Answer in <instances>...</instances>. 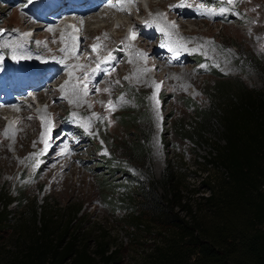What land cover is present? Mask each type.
I'll list each match as a JSON object with an SVG mask.
<instances>
[{
  "label": "rangeland",
  "instance_id": "rangeland-1",
  "mask_svg": "<svg viewBox=\"0 0 264 264\" xmlns=\"http://www.w3.org/2000/svg\"><path fill=\"white\" fill-rule=\"evenodd\" d=\"M152 1L154 3L150 5V0H135V2L130 3V7L126 8L128 11L117 9L108 18L113 21L111 22L112 25L102 28V31L106 33L115 34L116 25L126 22L127 24H124L123 29L129 39L132 42L136 39L140 40L142 52L148 49L146 62L157 77V80L152 81L148 86L128 78L120 79L116 73H112L114 66L121 63L123 55L127 53L120 40H113L111 47L108 46L110 49L107 47L103 49H108L107 58L92 57L99 54V44L92 40L93 37L87 39L83 28L74 23L75 17L79 14L77 11L84 9L82 5L84 0H81L77 5L74 4L75 1L69 2L67 0H0V30H4L0 31V43L6 37L11 36L14 29H18L16 33L21 36L33 37L31 39L37 43L38 38L45 39L43 34H46L49 28V26L39 25L40 23L51 21V26L53 25L54 28L61 31L65 20L70 25V31L75 37L74 49L78 61L91 63L93 74L90 79L93 82V94L101 101L104 97L99 92L101 86L112 82L117 83L115 91L119 95L118 103L115 109L110 111L107 123L103 120L99 122L90 119L87 115L82 116L83 118L75 116L81 120L80 123L76 124V132L67 130L65 127L72 125L73 123L70 122L74 118L73 112L67 106L59 108L60 116L48 122V133L57 122L64 123L56 137L63 136L67 130L69 136L72 137H69L70 142L77 148L73 155L78 158L74 159L72 167L64 171L68 177L71 176V183L59 182L58 185L51 186L48 180H40L35 175L36 171L39 170V165H44L51 156L45 158L30 152L32 154L30 158L28 156L23 158L11 149V155L17 163V167L12 171L9 161L0 154V184L3 185L8 198L14 199L11 202V207H16L17 200L23 195L30 200L34 198L39 202L45 200L56 208H65L63 210L64 218L74 217L72 226L81 225L86 234L91 232L88 239L90 247L97 246L98 234L107 235V242L100 248L111 246V249L118 253L120 261L114 264L142 261L152 241V237L148 233H144V230L136 228L132 230L133 228L128 227L132 215L129 208L130 198L133 195V190L136 189V183L139 181L153 183L155 178L160 177L167 168L172 166L179 177L181 194L193 201L194 198L208 192L206 183L202 181L213 170L211 163L207 162L210 157L209 146L203 142L197 143L194 139L185 136L184 132L176 129V125L181 121H190L194 113V105H207L209 103L206 90L212 83L215 73L240 78L255 87H264V15L259 20L260 22L258 21V29L255 33H250V30H247L244 34L241 27L251 24L249 22L251 20L250 15L238 11L236 8H231V11L228 12L225 0H193L199 8L207 9L204 13L215 12L217 14L216 12H218L217 20L213 23L214 26L217 25L216 23H226L232 18L236 21L234 25L227 26L228 31L220 33L216 40L210 38V49L216 54V57L212 56L205 47L202 50L186 49L190 51L187 60L174 62L173 58L164 56L168 55L166 53L169 50L164 45L168 43L167 39L165 40L166 43L160 44L161 36L165 34L157 28L150 30L144 15L136 9V6L139 5L147 16L152 15L154 8L165 13L163 8L155 4L157 0ZM62 2L67 6H73L76 9L75 12L68 10L67 15L62 17L60 13L56 14ZM108 3L115 5L118 0H108ZM173 4L171 9L177 6L184 7L183 4ZM207 4L211 8L206 7ZM47 5L49 6L47 7ZM79 5L82 6L79 7ZM190 5L193 6V4ZM54 6L56 9L53 8ZM215 6H218L217 10L212 9ZM102 7L98 8L96 12L102 13ZM263 9L264 6L261 10ZM192 13L190 11V14ZM22 14L34 17L27 20L31 25L22 27V19H20ZM258 15L261 17L260 13H257ZM94 22L89 23L91 28L102 24L103 20ZM130 22H137V26L132 28ZM19 25L20 28H18ZM192 26L195 27V25ZM36 31L42 35L33 36ZM133 33H135L134 37ZM248 37L253 38L250 40ZM85 42L87 44L83 46ZM225 42L229 43L228 48L220 50L221 45ZM150 43L153 45L152 49H150ZM174 45L179 46L177 43ZM93 46H97L95 52ZM2 48L0 50V85H5L7 80L6 76L1 74L6 67L10 70L9 75L14 76H11V83H13L14 78L20 79L19 76H16L18 73L33 75L34 77L26 78L28 88L21 93L14 92L13 97L9 93L8 97L14 105L23 104V101L29 100L24 104L35 113L37 108L46 105V102L39 101L34 96L35 90L28 85L34 84L36 81H43L41 73L46 69V66L54 65L51 68L57 67L59 73H64L66 68L59 64L58 58L55 57L50 58V60L46 57H44L46 60H41L39 57L33 61L36 64L30 61L31 64L27 65L21 63L22 61L12 53L10 54V49L4 46ZM32 53L40 56L37 51H32ZM159 62L167 63L182 70L189 68L194 82L178 91L163 76L164 70ZM80 75L81 80L86 77L83 73ZM45 82L51 91L59 89L61 85L58 76L55 78L49 76ZM163 84L164 87H162ZM137 92L145 94L149 111L148 118L138 124L129 122L124 115L126 112H131L130 110L135 107V93ZM52 99L53 103L57 105L63 101L62 96L59 95ZM0 102L3 103L1 98ZM91 106L93 107V102ZM92 107L90 108L92 109ZM36 119L39 124L43 122V117L40 115H37ZM139 129H142L146 136L149 135V139L144 144L145 150L140 154L129 153L128 145L136 135L141 133ZM40 138L41 140L44 139L42 134ZM210 140L216 141V139ZM70 147L66 145L63 149ZM75 171L76 173H74Z\"/></svg>",
  "mask_w": 264,
  "mask_h": 264
},
{
  "label": "trees",
  "instance_id": "trees-1",
  "mask_svg": "<svg viewBox=\"0 0 264 264\" xmlns=\"http://www.w3.org/2000/svg\"><path fill=\"white\" fill-rule=\"evenodd\" d=\"M126 112L132 123L148 118L144 93ZM207 105H194L178 131L209 146L208 192L193 201L180 192L173 167L153 183L139 181L130 200L128 227L152 238L140 262L127 264H264V87L215 73ZM128 145L140 154L149 139L142 129ZM210 139H216L211 141ZM0 184V264H114L120 261L98 234L95 247L65 208L20 196L16 207ZM131 230V229H130ZM68 235V238L66 236ZM9 238L7 239V237Z\"/></svg>",
  "mask_w": 264,
  "mask_h": 264
},
{
  "label": "bare ground",
  "instance_id": "bare-ground-1",
  "mask_svg": "<svg viewBox=\"0 0 264 264\" xmlns=\"http://www.w3.org/2000/svg\"><path fill=\"white\" fill-rule=\"evenodd\" d=\"M67 1H75L74 4L77 5L81 0ZM153 3L154 2L150 0L149 4L152 5ZM173 3L183 4L184 7L177 6L176 8L171 9V6L174 5ZM61 4L62 5L56 12V14L60 13L61 17L66 16L68 10H74V12L76 10L73 6H67L63 2ZM155 4L163 8L165 13H162V11L154 8L152 15L147 16L145 15L142 7L139 5L136 6V9L140 14L144 15L146 24L149 26L150 30L157 28L158 30H161L163 34H165L161 36L160 44L163 45L164 43L162 42H165L167 39L166 41H168V43L164 45L168 47L169 50L166 53L168 55L164 56L173 58L175 60L174 62L187 60L190 51L186 49L202 50L204 49L203 47H205L212 56L216 57V54L210 49V38L216 40L220 33L228 31V29H226L227 26L234 25L236 21L232 18L231 20L228 19L229 21L226 23H216L217 25L214 26L213 23L217 20L218 12H216L217 14H215V12L209 14L207 12L204 13L207 9L204 10L203 7L199 8L193 0H157ZM190 4H193V6ZM82 5L84 6V9H79L77 11L79 14L75 17L74 23L83 28L87 39H89V37H93L92 40L99 44V54L92 57H98L100 59L107 58L106 56L109 54L108 49L111 47V42L115 39L120 40L124 46L123 49H126L127 53L123 55V59H121L122 62L117 63L114 66L112 73H116V76L120 79L128 78L148 86L152 81L157 80L156 75L150 70L151 66L146 62L148 49L143 50L144 52H142L141 41L136 39L134 42H132L129 39L128 35L123 29L124 24H127L126 22L118 23L116 25L114 28L116 32L115 34L102 31V28L109 27L111 22H113L108 18L112 16L113 12H116L117 9L120 8L110 6L108 0H84ZM82 5H79V7ZM48 6L49 5H47V7ZM101 6H103L101 9L102 13H97V9ZM263 6L264 0H235V2L232 4L227 3L226 8L228 9V12L231 11V8H236L238 11L250 15L251 20L249 22H251V24L241 27V31L245 34L247 30H250V33H255L256 29H258V21L263 18L262 15H264V9L261 10ZM127 7H130V3L126 4V8ZM206 7L210 6L207 4ZM217 7L218 6L212 7V9L217 10ZM53 8L56 9L55 6ZM126 11L128 10L126 9ZM190 11L193 13L190 14ZM257 13H260L261 17H259V15L257 16ZM33 18L34 17L32 15L22 14L20 18L22 19V27L24 28L25 25H31L29 22H27V20ZM96 20H99V22L100 20H103V22L102 24L91 28L89 23ZM51 23L52 22L50 21L49 23L42 22L39 24L44 27L49 26V28L46 31L47 33L43 34L45 39L42 40L41 38H38L37 43L33 42L31 39L33 37L30 38L28 36H21L20 34L16 33L18 29H14L12 35L6 37L0 43V50L3 49V46L7 47L10 49V54L12 53L17 59L21 60V63L30 65V61H32L33 64H36L33 61H36L35 59H38L39 57L41 60H46L47 58L50 60V58L55 57L58 58L57 62L64 65L66 68L64 73H59L57 67L51 68L54 65L46 66V69H44L41 73V79H43V81H36V83L28 85L31 87V89L35 90L34 96L37 97L39 101L43 100L46 102V105L38 107L35 113L30 110L29 106L24 104L29 100L23 101V104L14 105L8 97L9 93L13 97L14 92L21 93L26 88H28L26 78H30V76L33 75L26 73L22 75V73H18L16 76H19L20 79L18 78L19 80H17V78H14L13 83H11L10 80H12L11 76L13 75H9L10 70L6 67V69L2 71L1 74L6 76L5 78L7 80L5 81V85H0V98L3 102H0V154L9 161L12 171H14V169L17 167V163L15 162V158H13L11 155V149L15 150L17 155L23 156V158L27 156L30 158L32 156L30 152L36 153L37 156H44L45 158L51 156L48 158L46 163H44V165H39V170L36 171L35 175H37L40 180H48L49 185L56 186L59 182L64 184L72 182L71 176L68 177L64 171L67 168L72 167V162L75 158H78L73 155L77 148L70 142V136L67 132L68 129L70 131L72 130L76 132V124L78 122L80 123L81 120L75 118V116L82 117L87 115L90 119L92 118L99 122L100 120H103L107 123L110 111L113 110L107 106L108 102L111 101L116 107L119 95L115 91L117 83H108L102 85L99 89V92L102 94V96H104L102 100L99 101L98 97L93 94V82L90 79L93 74L90 65L91 63L88 61L84 63L78 61L74 49L75 37H73L72 32L70 31V25L64 20V27L61 31H59L54 28L53 25L51 26ZM130 23L132 28L137 26V22ZM192 25H195V27ZM18 28H20V25ZM35 35L41 36L42 34L36 31L33 36ZM252 38L253 37L249 39L251 40ZM174 43H177L179 46L174 45ZM86 44L87 42H85L83 46ZM228 45L229 43L225 42L221 45L220 50H223L226 47L228 48ZM81 46L82 45L80 44V47ZM152 46V43H150L151 48H149L152 49ZM105 47L108 49L103 50ZM32 51L39 52L40 56L33 54ZM44 57H46V59ZM159 65L162 66L164 70L163 76L169 81V84L178 91L194 82V78L189 68H184L182 70L179 68H174L173 66H170L164 62H159ZM81 73L86 75V77L82 80L79 78ZM49 76L54 78L58 76L59 82H61L59 89H54L51 91V89L47 87L45 80ZM18 83H20V86H18ZM162 87H164V84ZM90 89H92L91 92ZM56 95L62 96L63 98V101L59 105L53 103L52 98L54 96L56 97ZM91 101L93 102V107L91 106ZM66 106L74 114V118L70 122L73 124L70 126L69 124H66V126L69 127H65L67 130L65 131L64 135L56 137L57 132H59L61 127L64 126V123L57 122L54 125V128L48 133V122L58 118L60 116L58 112L59 108H64ZM90 107H92V109ZM37 115L43 117V122L41 124L37 122ZM41 134L44 137L42 140L40 138ZM45 139H47V147L44 143ZM66 145L71 147L63 149ZM74 173H76V171Z\"/></svg>",
  "mask_w": 264,
  "mask_h": 264
},
{
  "label": "snow or ice",
  "instance_id": "snow-or-ice-1",
  "mask_svg": "<svg viewBox=\"0 0 264 264\" xmlns=\"http://www.w3.org/2000/svg\"><path fill=\"white\" fill-rule=\"evenodd\" d=\"M132 2H135V0H118V3L117 4H115V5H110V6H112V7H119L120 8V10H126V4L127 3H132ZM226 2L227 3H229V4H232V3H234L235 2V0H226ZM173 26H175V25H173ZM74 27V26H73ZM0 31H4V30H0ZM77 31H78V29H77ZM135 36V33H133V37ZM96 47L97 46H93V51L95 52L96 51ZM157 88H159V85H157ZM105 91H107V90H105ZM109 108H111V109H115V105H113L112 104V102L111 101H109L108 102V105H107ZM44 143H45V145H46V147H47V139H45L44 140ZM105 154H106V150H105Z\"/></svg>",
  "mask_w": 264,
  "mask_h": 264
}]
</instances>
